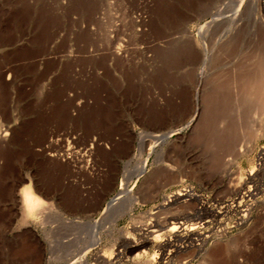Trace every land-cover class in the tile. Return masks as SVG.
I'll list each match as a JSON object with an SVG mask.
<instances>
[{"label":"rangeland","instance_id":"rangeland-1","mask_svg":"<svg viewBox=\"0 0 264 264\" xmlns=\"http://www.w3.org/2000/svg\"><path fill=\"white\" fill-rule=\"evenodd\" d=\"M0 70L12 154L52 203L47 224L3 222L0 264H142L161 251L134 242L169 217L207 242L178 239L168 264H264V0H0ZM124 184L137 202L98 225Z\"/></svg>","mask_w":264,"mask_h":264},{"label":"bare ground","instance_id":"bare-ground-1","mask_svg":"<svg viewBox=\"0 0 264 264\" xmlns=\"http://www.w3.org/2000/svg\"><path fill=\"white\" fill-rule=\"evenodd\" d=\"M4 78L5 77H3V73L0 72V179H3L2 187L7 186L6 189L8 190L7 196L4 195V197L2 196V192L0 191V198H1L0 206H2V208L0 207V227L3 226V222H9L10 224L11 222L14 221H16L17 223H21L22 221V223L24 222L29 227H33V225H35V223L37 222H40V220L44 221L45 223L46 222L49 223V220L51 219V207H52L51 198L49 194L47 192L44 191L42 192L40 190L39 186L37 185V182L35 181V178L31 176L29 173H25V168H24L25 164L21 163L20 159L14 156V154H12L15 144L14 140L16 139V133L18 129L19 118L15 113L16 112L15 98L12 95L9 96L8 95L9 93L8 94L3 93L4 90L3 84L7 86V82ZM50 145H51V140L49 139V137H47L44 141L42 150L40 152L41 156H44V159H46L47 161L51 160V158L54 156L53 154L50 153ZM30 149L31 146L28 148V153ZM262 154H264V147L262 148ZM1 161H3V164L1 163ZM145 171H146V166L141 165L140 172L144 173ZM193 191H195V189H193ZM184 194H185L184 192L178 190L176 192H171L165 195L164 202L162 203L161 208L165 209L171 204L180 203ZM202 198L205 197L202 196ZM134 199L135 196L132 193V189L128 188L126 184H124L118 195L114 199L110 200L108 207L103 213L102 218L96 221L97 224L98 223L101 224V221L104 220L106 216L110 215L113 211H115L117 205L120 203H123V207H122L123 209L120 210L118 213L123 214L125 211L131 210L132 206L134 205L132 202ZM136 200L137 199H135L134 202H137ZM169 218L168 220L165 219V221L159 219L157 222L156 221L154 223L151 222L152 224L148 226L152 229L149 230L148 235H145L143 238L138 239L134 242L135 246H139L144 242L155 243L156 246L158 247V250L161 251L160 255H158L159 254L158 252H155L154 257L152 258H149L148 253L144 251V254L138 258L142 264H160V263L168 264L167 262L169 257L163 256L165 254L164 252L166 251L165 248L167 246H173L178 239L181 240L184 238L192 239L195 242V244L192 245L193 249L195 246L204 247L205 242H207L206 235L203 234L201 235L199 232H195L196 235L198 236L197 239L193 236H188V235L185 237L183 235L182 236L178 235L174 237L173 233L177 231L179 228L181 230H184V232L186 233H193V231L197 229V227L195 226L196 223L187 224V222L184 221V222H180L181 223L180 226L173 225L172 227L169 228L168 226L170 225V223H172V222H166L169 221ZM95 226L97 225L96 224L93 225V227ZM95 228L97 229V227ZM95 228H93V230ZM96 229L94 231H96ZM162 229H167L166 230L167 233L165 232H162L164 234L155 233ZM198 240H200L201 242H197ZM93 242L94 243L96 242L97 244L99 242V238L98 237L93 238ZM178 249H181V247ZM108 250L103 249V252L95 253L94 254L95 256H93L95 263L93 264L115 263L114 262L115 260L114 261L112 260L113 258H118V255L120 253L118 255L114 254L115 255L114 257L112 251L111 253L109 252L108 255L107 252ZM84 255L85 254L81 255L78 258V260L75 262V264H88V262L85 261L87 259H85L86 257Z\"/></svg>","mask_w":264,"mask_h":264},{"label":"crops","instance_id":"crops-1","mask_svg":"<svg viewBox=\"0 0 264 264\" xmlns=\"http://www.w3.org/2000/svg\"><path fill=\"white\" fill-rule=\"evenodd\" d=\"M127 133H126V136H124L123 134L122 135H119V131L118 132H114L111 134V138H107V137H102L100 134L104 135V133H102L101 131L97 130V132H93L91 133V135L87 138V141L88 140H92L93 137H97L98 135H100L102 137L103 140H101V143L103 146H112L113 145V142L112 140H115V141H118V142H125L126 139H127V135H128V132L132 134V139L133 141H135V130L133 128V126H129L127 128ZM121 136V137H120ZM91 138V139H90ZM87 143V142H86ZM120 143H115V145H118Z\"/></svg>","mask_w":264,"mask_h":264},{"label":"built area","instance_id":"built-area-1","mask_svg":"<svg viewBox=\"0 0 264 264\" xmlns=\"http://www.w3.org/2000/svg\"><path fill=\"white\" fill-rule=\"evenodd\" d=\"M201 193V192H200Z\"/></svg>","mask_w":264,"mask_h":264}]
</instances>
